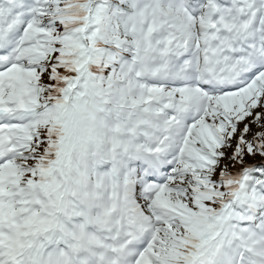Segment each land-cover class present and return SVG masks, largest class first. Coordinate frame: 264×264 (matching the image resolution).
<instances>
[{
	"label": "snow or ice",
	"instance_id": "obj_1",
	"mask_svg": "<svg viewBox=\"0 0 264 264\" xmlns=\"http://www.w3.org/2000/svg\"><path fill=\"white\" fill-rule=\"evenodd\" d=\"M0 264H264V0H0Z\"/></svg>",
	"mask_w": 264,
	"mask_h": 264
}]
</instances>
